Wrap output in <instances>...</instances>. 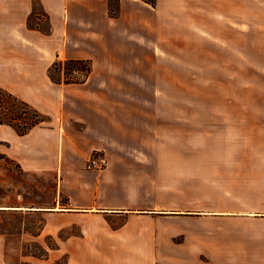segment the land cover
<instances>
[{"label": "crops", "instance_id": "obj_1", "mask_svg": "<svg viewBox=\"0 0 264 264\" xmlns=\"http://www.w3.org/2000/svg\"><path fill=\"white\" fill-rule=\"evenodd\" d=\"M155 1L0 0V86L48 116L23 135L0 124V154L20 168L0 162V220L54 214L56 231H70L66 264H264V106L233 151H159L157 103L142 93L164 90L155 63L170 58L175 14ZM42 15L47 30L29 23ZM67 59L91 61L85 82L52 80V64ZM93 154L106 167L90 166ZM176 171L186 196L212 204L205 194L226 193L231 206L178 213L160 188ZM3 231L0 264H16Z\"/></svg>", "mask_w": 264, "mask_h": 264}, {"label": "rangeland", "instance_id": "obj_2", "mask_svg": "<svg viewBox=\"0 0 264 264\" xmlns=\"http://www.w3.org/2000/svg\"><path fill=\"white\" fill-rule=\"evenodd\" d=\"M164 5L175 14L174 37L168 40L170 52H164L170 58L165 56L155 63L157 75L153 80L164 90L142 93L143 100L157 103L159 151H233V135L236 142L242 143L241 134L257 131V125L262 123L264 0H167ZM43 18L42 21L33 16L29 23L47 30L48 21ZM199 52L207 55L201 58ZM55 62L52 74L57 79L79 75L68 59ZM247 105L252 107V113L247 112ZM18 108L26 111L22 104ZM60 110L56 109V116L62 118ZM54 123L43 125L49 127ZM6 127L15 130L9 124ZM224 159L231 157L224 156ZM0 162L20 170L15 161L2 154ZM106 164L99 166L100 169ZM160 188L161 199L171 201L178 213L209 217L211 213L201 208L231 206V196L226 193L205 194L206 199H212V204H202L194 195L186 196L183 171H176L175 177L166 183L161 181ZM56 221L54 214H17L0 220V231H8L10 244L14 238L16 264H66L67 253L62 249V241L70 231L57 232ZM208 224L213 225L210 221ZM75 227L78 230V225ZM174 243L177 248H187L183 232L174 236ZM175 253L180 255L178 259L189 255L185 250ZM209 258L201 253L198 259L202 262Z\"/></svg>", "mask_w": 264, "mask_h": 264}, {"label": "trees", "instance_id": "obj_3", "mask_svg": "<svg viewBox=\"0 0 264 264\" xmlns=\"http://www.w3.org/2000/svg\"><path fill=\"white\" fill-rule=\"evenodd\" d=\"M69 61L73 63L75 71L79 75L74 78H68L67 76L66 80L57 79L52 74V69L55 67L52 66L50 73L51 78L56 82H85L92 72L91 61L86 59H69ZM56 63L57 62H55V65ZM67 74L69 75V73ZM19 104H22L26 108V111H22L18 108ZM47 119L48 116L38 108L0 86V124L5 123L12 125L19 134L23 135Z\"/></svg>", "mask_w": 264, "mask_h": 264}, {"label": "built area", "instance_id": "obj_4", "mask_svg": "<svg viewBox=\"0 0 264 264\" xmlns=\"http://www.w3.org/2000/svg\"><path fill=\"white\" fill-rule=\"evenodd\" d=\"M90 162H91L90 166H95L97 168H100L99 166H102L104 163H106V159L101 155L93 154Z\"/></svg>", "mask_w": 264, "mask_h": 264}]
</instances>
